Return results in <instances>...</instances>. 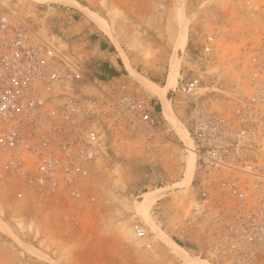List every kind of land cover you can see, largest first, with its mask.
<instances>
[{"label":"rangeland","instance_id":"obj_1","mask_svg":"<svg viewBox=\"0 0 264 264\" xmlns=\"http://www.w3.org/2000/svg\"><path fill=\"white\" fill-rule=\"evenodd\" d=\"M20 2L18 13L29 17L42 34L54 31L71 42L68 36L83 35L73 43H81L85 51L97 38L114 46L125 68L128 63L133 69L131 73L126 68L122 84L150 103L159 125L154 133L143 128L138 134L119 135L110 149L111 164H95L78 202L61 193L35 201L25 182L8 172L0 154V264H220L212 241L216 222L204 218L195 201L192 142L190 137L189 142L179 140L150 88L165 85L185 32L170 98L178 125L185 128L194 101L207 99L212 109L229 111L237 63L264 34V0ZM95 15L111 35L98 27L91 18ZM83 25L96 30V40ZM210 35L212 51L204 56L201 47ZM93 65L94 61L85 64L89 79L95 78ZM192 74L202 76L200 86L194 93L180 92V83ZM192 158L193 174L186 183L183 178ZM167 187L169 194L145 214L134 208L140 195ZM135 224L146 229L144 239L136 238Z\"/></svg>","mask_w":264,"mask_h":264},{"label":"built area","instance_id":"obj_2","mask_svg":"<svg viewBox=\"0 0 264 264\" xmlns=\"http://www.w3.org/2000/svg\"><path fill=\"white\" fill-rule=\"evenodd\" d=\"M20 6L0 0V154L35 201L61 193L78 202L95 164H111L119 135L154 133L159 123L150 103L125 84L87 94L84 86L95 78L85 76L69 39L42 34L18 13ZM213 41L206 38L202 55L211 53ZM236 67L229 111L212 109L205 99L188 113L192 182L201 214L216 222L220 264H264V34ZM202 80L192 74L179 91L194 93ZM134 234L144 239L147 232L135 224Z\"/></svg>","mask_w":264,"mask_h":264},{"label":"bare ground","instance_id":"obj_3","mask_svg":"<svg viewBox=\"0 0 264 264\" xmlns=\"http://www.w3.org/2000/svg\"><path fill=\"white\" fill-rule=\"evenodd\" d=\"M73 4H75V3H73ZM91 18L97 23L98 27L101 30H103L104 32H106V33L111 35V32L104 25L105 23L103 24L96 17V15L92 16ZM186 39H187V35L184 32L182 34V37H180L179 40H178V45L175 47V53H174L173 62L171 63V68L169 70L165 85L163 87L155 88L153 86V88H150V89H152L151 91L158 98V100H159V102L161 104L162 114H163L164 118L173 126V128L175 130V133L177 134L179 140L183 141V142H186V141L189 142L188 132L183 127V125H178L176 117H175V115L173 113V110H172V107H171L170 98H171V94L173 92V89L175 87V83H176L175 75H176V72H177V66H178V62H179V58H180V55H181V51H182L183 45L186 42ZM126 67L131 73L133 72V69L131 68V66L128 63H126ZM150 84H152V83H150ZM179 124H180V122H179ZM186 146H188V145L186 144ZM193 168H194V160L192 158L188 162V166H187V169H186L187 171H186L185 177L183 178V181H185L186 183H189L190 180H191V176L193 174ZM169 191H170V189L167 187V188H161V189L154 190L151 193L142 194L139 197H137V199H136V201L134 203V208L139 213H144L145 214L147 212V210L149 209V207L156 200L168 195Z\"/></svg>","mask_w":264,"mask_h":264},{"label":"crops","instance_id":"obj_4","mask_svg":"<svg viewBox=\"0 0 264 264\" xmlns=\"http://www.w3.org/2000/svg\"><path fill=\"white\" fill-rule=\"evenodd\" d=\"M82 29H88L89 33L92 35L91 36L92 38H95V36L97 35L96 30L90 29L86 25H83ZM68 37H72L71 40L73 41L72 42L70 41V44L72 46V51L74 52L75 57L79 60L81 65H83L85 68V64L87 62L94 61L95 65H93L92 67L93 70L97 69V71L99 70L104 74V76L102 74H98L95 70L94 75L96 79L93 80V85H91L92 86L91 89L87 87V85L84 86L85 91L87 89V91H90L93 94H97L102 87L121 84L127 80L126 73L122 72V70L123 69L126 70L127 67L125 68L123 63L122 65L119 63V60L122 62V58H120L121 56L115 54L114 46L108 44L106 40L97 38L96 45L93 46L91 50L85 51V49H83V47L81 46L82 45L81 43H78L77 45H75L76 43H73L81 39L83 35L76 37L74 34V36H68ZM111 47H113V50L110 49ZM106 68H113L114 70L117 71V74L110 76V74L106 72ZM105 75H109V76L106 77Z\"/></svg>","mask_w":264,"mask_h":264},{"label":"trees","instance_id":"obj_5","mask_svg":"<svg viewBox=\"0 0 264 264\" xmlns=\"http://www.w3.org/2000/svg\"><path fill=\"white\" fill-rule=\"evenodd\" d=\"M103 47V46H102ZM111 50H113V47H111L110 48ZM119 63L122 65V62L119 60ZM106 72L108 73V74H110V76H113V75H115V74H117V71L116 70H114L113 68H106ZM122 72L123 73H126V70H122ZM157 106L155 107L156 109H157V111H159L160 112V106H159V104H156Z\"/></svg>","mask_w":264,"mask_h":264},{"label":"water","instance_id":"obj_6","mask_svg":"<svg viewBox=\"0 0 264 264\" xmlns=\"http://www.w3.org/2000/svg\"><path fill=\"white\" fill-rule=\"evenodd\" d=\"M96 70V72L98 73V74H102L103 76H104V74L101 72V71H97V69H94L93 71H95ZM106 77H108L109 75H105Z\"/></svg>","mask_w":264,"mask_h":264}]
</instances>
